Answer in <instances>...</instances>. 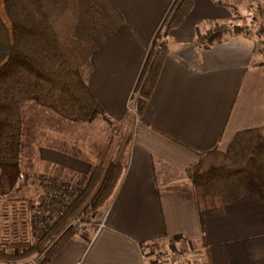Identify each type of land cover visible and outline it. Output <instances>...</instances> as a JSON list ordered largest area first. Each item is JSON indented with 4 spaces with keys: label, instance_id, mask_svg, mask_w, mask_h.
I'll return each mask as SVG.
<instances>
[{
    "label": "crops",
    "instance_id": "0c3cea01",
    "mask_svg": "<svg viewBox=\"0 0 264 264\" xmlns=\"http://www.w3.org/2000/svg\"><path fill=\"white\" fill-rule=\"evenodd\" d=\"M247 1L194 0L181 26L169 33V55L139 117L131 112L133 92L175 0H112L125 24L92 57L88 83L113 126L130 134V146L120 153L124 173L94 221L47 264H155L152 245L181 246L180 257L201 264L205 254L211 264H264V199L249 194L201 212L187 176L202 153L225 152L238 132L264 129V51L258 36L228 34L210 49L194 45L215 24H231L237 11L246 13ZM257 1L264 23V0ZM99 122L90 125L106 128ZM52 138L60 136L46 137ZM79 148L92 163L100 162L82 144ZM91 167L44 145L33 154L29 173L83 186Z\"/></svg>",
    "mask_w": 264,
    "mask_h": 264
},
{
    "label": "trees",
    "instance_id": "16d2710c",
    "mask_svg": "<svg viewBox=\"0 0 264 264\" xmlns=\"http://www.w3.org/2000/svg\"><path fill=\"white\" fill-rule=\"evenodd\" d=\"M193 5L194 0H175L149 50L131 99L139 117L169 55V33L181 26ZM124 24L125 18L112 0H0L1 201L8 200L24 175L23 109L27 103L63 121L93 123L102 119L113 125L88 82L92 57ZM228 34L244 31L216 25L194 45L210 49ZM46 145L90 162L91 170L85 184L77 185L79 194L65 216L39 241L0 242V264H17L42 253V264H47L76 235L68 227L71 220L80 212L103 208L123 176L122 163L94 164L66 140L52 138ZM187 176L201 212L233 204L249 194L264 199V129L238 132L225 152L202 153ZM203 264H211L206 254Z\"/></svg>",
    "mask_w": 264,
    "mask_h": 264
},
{
    "label": "rangeland",
    "instance_id": "374dc122",
    "mask_svg": "<svg viewBox=\"0 0 264 264\" xmlns=\"http://www.w3.org/2000/svg\"><path fill=\"white\" fill-rule=\"evenodd\" d=\"M260 4L261 2L257 0H249L245 2L246 13L241 14L237 11L235 13V17L233 18V23H217L213 26V28L216 25L225 24L231 29L239 28L243 30L244 34L251 33L252 35L258 36L257 39L259 41V49L264 51V33H260L264 29L263 20L259 15V10L261 9ZM203 36L201 38H203ZM131 112L132 114L136 112L133 102L131 104ZM23 114L25 119V132L23 138L24 152L22 157L24 177L22 176L20 179L19 190L16 189L8 197V200H0V223L2 224V229L6 226V229L10 231L11 242L17 239L26 240L28 242L34 241L31 222V208L33 204L38 203L41 199V197L39 199L36 198L38 197L39 190L42 196L43 190L39 183V179L42 175L39 174L38 176L33 177L29 172L31 167V158L33 157V154L38 153L39 149L46 145L47 136L57 135L60 136V138L63 137L70 140L71 144L78 148L79 145L82 144L83 147L90 151L94 158L100 160L97 164L104 163L106 165L111 162L121 163L122 157L120 156V153L122 150L126 151L131 143L129 132H123L122 129L109 125L102 119V123L105 122L106 124L101 125L106 128H102V126H99L98 128L93 127L90 123L63 121L52 112L36 106L33 103H27L25 105ZM99 121L100 120L95 122ZM44 151L45 150L42 149L40 152ZM31 178L32 181L30 180ZM24 182H26L25 185ZM89 213L91 214V218L82 226L81 230L87 223L94 221L96 212ZM102 224H99L98 226L100 227ZM149 248L150 253L157 250L167 257L166 262H163V264H201L200 261H196V259L191 258V260H186L182 258V256L180 257L179 253L183 251L181 246L177 249H170L164 246L152 245ZM21 251L22 250L20 249L14 252ZM34 256L36 257V255ZM21 264H26V262Z\"/></svg>",
    "mask_w": 264,
    "mask_h": 264
},
{
    "label": "built area",
    "instance_id": "2783aa9c",
    "mask_svg": "<svg viewBox=\"0 0 264 264\" xmlns=\"http://www.w3.org/2000/svg\"><path fill=\"white\" fill-rule=\"evenodd\" d=\"M39 181L43 190L42 196L38 203L33 204L31 208L34 241H39L59 219L65 216L72 202L79 194L77 185L68 180L51 176H42ZM90 218L91 214L89 212H80L71 220L68 227L72 228L75 232H79ZM101 226H103V224ZM10 236V231L6 229V226L2 229V224L0 223V242H11ZM151 254L155 264H163V262L167 260V257L157 250L152 251ZM43 258L44 254L42 253L36 257L34 256L20 261L17 264L25 262L26 264H42Z\"/></svg>",
    "mask_w": 264,
    "mask_h": 264
}]
</instances>
